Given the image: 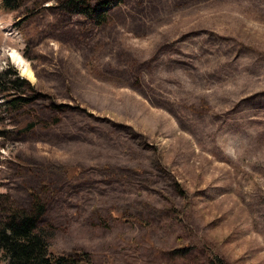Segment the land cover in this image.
Masks as SVG:
<instances>
[{"label":"rangeland","instance_id":"obj_1","mask_svg":"<svg viewBox=\"0 0 264 264\" xmlns=\"http://www.w3.org/2000/svg\"><path fill=\"white\" fill-rule=\"evenodd\" d=\"M102 1L0 0V202L89 264H264V0Z\"/></svg>","mask_w":264,"mask_h":264},{"label":"trees","instance_id":"obj_2","mask_svg":"<svg viewBox=\"0 0 264 264\" xmlns=\"http://www.w3.org/2000/svg\"><path fill=\"white\" fill-rule=\"evenodd\" d=\"M28 1L46 0H1L5 9L15 10ZM68 12L82 14L90 20L105 21L106 12L102 9L106 1H98L90 5L88 0H58ZM25 79L19 78L11 68L0 71V90H12L21 87ZM8 84V85H7ZM24 97H13L8 104L18 108ZM2 197V195H0ZM29 209H19L13 206H3L0 202V251L9 264H89L88 254L83 251L68 254L49 250V238L52 233L40 226L42 216L46 213V204L42 193L30 192ZM8 196L6 195V198ZM3 206V207H1ZM184 248V247H183ZM185 249V248H184ZM213 264H222L213 261Z\"/></svg>","mask_w":264,"mask_h":264},{"label":"bare ground","instance_id":"obj_3","mask_svg":"<svg viewBox=\"0 0 264 264\" xmlns=\"http://www.w3.org/2000/svg\"><path fill=\"white\" fill-rule=\"evenodd\" d=\"M7 54H8L9 58H11L18 66H20L21 69H23V71H25L29 75H32V73L30 72V70L27 67L26 62L24 61V59L21 57V55L16 50L9 48L7 50Z\"/></svg>","mask_w":264,"mask_h":264}]
</instances>
